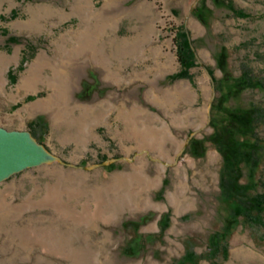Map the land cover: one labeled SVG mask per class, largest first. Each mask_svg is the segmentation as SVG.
Segmentation results:
<instances>
[{
  "label": "rangeland",
  "instance_id": "rangeland-1",
  "mask_svg": "<svg viewBox=\"0 0 264 264\" xmlns=\"http://www.w3.org/2000/svg\"><path fill=\"white\" fill-rule=\"evenodd\" d=\"M98 26L104 39L139 42L112 59L123 81L88 55L75 60L71 86L51 87L50 65L60 68L76 32ZM258 79L264 0H0V125L31 131L64 160L0 182V264H264V222L226 195L213 140L223 127L254 142L232 112L264 106ZM143 120L171 129L177 146L135 139ZM258 131L264 145V120ZM158 166L157 187H139ZM241 166L250 193L264 192V151L257 167L247 158ZM97 198L102 217L84 212Z\"/></svg>",
  "mask_w": 264,
  "mask_h": 264
},
{
  "label": "bare ground",
  "instance_id": "bare-ground-1",
  "mask_svg": "<svg viewBox=\"0 0 264 264\" xmlns=\"http://www.w3.org/2000/svg\"><path fill=\"white\" fill-rule=\"evenodd\" d=\"M98 30H99V26L97 29H95V31L93 29L91 32H89L90 31V29H89V30H85L83 32H79L78 34L76 32L77 42L75 41L76 44L70 50L66 51L65 57L62 58V61L60 62L61 64L59 63L60 64L59 69H57L56 65H52L51 62H49L46 59L43 60V63L41 62L40 66L44 65V64L45 65L51 64L50 66L53 69L51 80H46V82L48 84H50L51 87L54 86V88H55L58 86H60V87L64 86V87L68 88L69 86H71V82H72L71 78H72V73H73L72 71L74 68L75 60L80 58V57L88 56V55L92 60L91 62H93L94 64L101 66L103 68V70H104L103 74H105L106 78L114 80L117 83H120L123 81V79H124L123 75L118 70H115L113 68L112 59L116 58V57L120 58L122 55H125L126 53L133 54L134 52L129 51V50L131 48L132 49L136 48L138 46L139 42L136 41V42L129 44V46H126V45H124L123 41H121L118 38H112V40L111 39H104L106 33L98 32ZM108 43H111L113 45V49L110 51H108V49L106 48ZM142 56H144L143 51H138V53L135 55V57H137V58H141ZM169 66H170V64L166 63L165 67L167 68ZM37 78H38L37 74L34 71L32 75H29L28 77H26L23 80L21 87H24V88L25 87H28V88L31 87L32 82L34 80H36ZM55 104H57V101H55L53 99L49 105L42 106V109L44 108L47 110L49 108H52L53 107L52 105H55ZM99 105H101V103L96 104L97 107ZM40 106L36 105V108H38ZM96 106H92L91 109L94 110L96 108ZM120 115L121 116L123 115L122 111H121ZM148 119L153 120L149 117H148ZM151 122L143 120L139 124L135 123V126L133 127V133H134L133 137H135V139H137L138 141H145V140L146 141H156L157 140L159 142L160 146H164L168 142H171L174 147L177 146V143H178L177 139H176V137H175V135L171 129L167 128L166 126L159 127L158 125H152ZM174 123H175V120H174ZM79 126H81V125H79ZM143 165H144L143 167H145V168L148 166V164L146 162H143ZM178 170H179V168H178ZM164 171H165V167L158 166L156 174L155 175L150 174V173L146 174L143 177L144 183H142V182L138 183L139 187L144 186V188H146V189H152V188L157 187V185L162 180V174ZM151 200L152 199L148 197V198H144L143 201L145 203H151ZM179 203H185V200L184 199L180 200ZM104 206H105V201L102 200L101 198H97L95 209L92 211H89V209L85 207L84 212L85 213L89 212L92 217L93 216L94 217H102L104 209H105ZM90 223H92V222H90ZM128 264H137V263H128ZM154 264H157V263H154Z\"/></svg>",
  "mask_w": 264,
  "mask_h": 264
},
{
  "label": "trees",
  "instance_id": "trees-1",
  "mask_svg": "<svg viewBox=\"0 0 264 264\" xmlns=\"http://www.w3.org/2000/svg\"><path fill=\"white\" fill-rule=\"evenodd\" d=\"M180 60L182 65L188 68L191 65L189 48L186 39L180 43ZM187 72H180L177 76H186ZM246 79L250 80L248 71L244 72ZM258 83L264 87V79H258ZM232 120L242 126L246 133L254 138L252 143H242L233 135L229 128H218L213 135V140L219 145L224 155V170L222 177L223 189L227 196L236 198L239 204L245 209V213L251 221H263L264 215V192L250 193L249 185L242 182L244 174L241 162L247 158L254 167L259 165L261 151H264L258 127L264 120V106H254L250 110L232 112ZM220 241L215 236V241Z\"/></svg>",
  "mask_w": 264,
  "mask_h": 264
},
{
  "label": "water",
  "instance_id": "water-1",
  "mask_svg": "<svg viewBox=\"0 0 264 264\" xmlns=\"http://www.w3.org/2000/svg\"><path fill=\"white\" fill-rule=\"evenodd\" d=\"M54 161L64 160L40 142L31 131L8 129L0 125V182L29 167Z\"/></svg>",
  "mask_w": 264,
  "mask_h": 264
}]
</instances>
